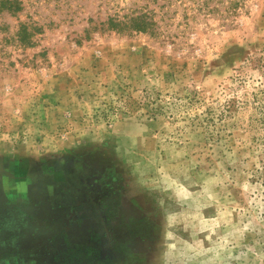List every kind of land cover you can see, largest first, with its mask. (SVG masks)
<instances>
[{
    "label": "rangeland",
    "instance_id": "1",
    "mask_svg": "<svg viewBox=\"0 0 264 264\" xmlns=\"http://www.w3.org/2000/svg\"><path fill=\"white\" fill-rule=\"evenodd\" d=\"M0 264H264V0H0Z\"/></svg>",
    "mask_w": 264,
    "mask_h": 264
},
{
    "label": "trees",
    "instance_id": "2",
    "mask_svg": "<svg viewBox=\"0 0 264 264\" xmlns=\"http://www.w3.org/2000/svg\"><path fill=\"white\" fill-rule=\"evenodd\" d=\"M7 8L10 9V7ZM129 20L132 22L131 28L135 32H142V33L147 32L149 26L151 25L145 14L130 16Z\"/></svg>",
    "mask_w": 264,
    "mask_h": 264
}]
</instances>
